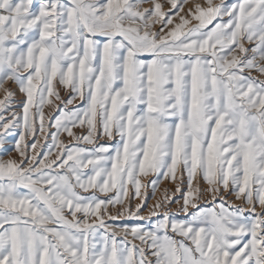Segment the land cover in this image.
I'll list each match as a JSON object with an SVG mask.
<instances>
[{"label":"snow or ice","instance_id":"obj_1","mask_svg":"<svg viewBox=\"0 0 264 264\" xmlns=\"http://www.w3.org/2000/svg\"><path fill=\"white\" fill-rule=\"evenodd\" d=\"M187 3L0 0V264H264V0Z\"/></svg>","mask_w":264,"mask_h":264},{"label":"rangeland","instance_id":"obj_2","mask_svg":"<svg viewBox=\"0 0 264 264\" xmlns=\"http://www.w3.org/2000/svg\"><path fill=\"white\" fill-rule=\"evenodd\" d=\"M214 2H219V0H214ZM237 2H238V0H226V3H228V4L237 3ZM195 3H204V0H188V3L185 5V10H187L189 7H192ZM145 6H147V5H145ZM167 7H168V5L166 4L165 5V8L167 9ZM193 23H195V21H193ZM252 75L259 76L260 74L259 73H256V72H253ZM6 86H10L13 90L16 89V85L15 84H12L11 82H9ZM62 95H64L63 92H62ZM0 96H2V92H0ZM14 99H15L16 103L18 104L19 101H21L23 99V96H22V94H20L17 91L16 92V96H15ZM16 110L17 111H20L21 109H20V107H17ZM45 111L47 112L48 109L46 108ZM61 139H65V136L62 135L61 136ZM4 147L6 149H8L9 151H8L7 154L0 153V158L8 159L9 158V155H10V156L15 157V158L18 159V156L15 153V151L12 150L13 147H14V145H13L11 139L8 140V142L4 145ZM145 179H148V178H145ZM165 186L172 187V185H170L168 181H163L161 183V188L157 190V197L161 194V191H162L163 187H165ZM154 202H155V198H152L151 197V194H150L149 195V201H148L149 205H151ZM200 203L202 204L203 202L201 201ZM233 203L239 204L240 202L233 200ZM175 207L176 206L173 205V208L174 209H175ZM257 210L259 211V207L257 208ZM145 211H147V209H145ZM178 218H185L184 217V214L183 213H180Z\"/></svg>","mask_w":264,"mask_h":264}]
</instances>
